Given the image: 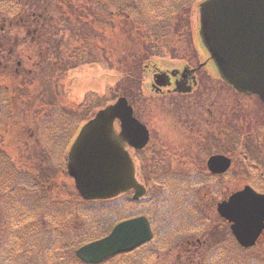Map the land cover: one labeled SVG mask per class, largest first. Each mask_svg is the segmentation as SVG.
Returning a JSON list of instances; mask_svg holds the SVG:
<instances>
[{"label": "rangeland", "instance_id": "374dc122", "mask_svg": "<svg viewBox=\"0 0 264 264\" xmlns=\"http://www.w3.org/2000/svg\"><path fill=\"white\" fill-rule=\"evenodd\" d=\"M57 1L70 2L68 4L73 8V10H75L76 12L87 13V21L90 20L84 27L85 29H83L82 27L83 30L81 29V31L79 32H75V30H72L70 33H68L69 30H67L65 34V36L71 35L70 40L72 42H76L75 44L77 45V47L75 48L73 46V51L69 53V56L62 55V61L64 64H67V60H69L71 55L75 53L79 57L78 59L76 57L73 60L80 61V64L76 65L77 61H75L73 64H71L72 67L69 66L67 69H62L63 78L61 79L59 92L57 94L59 99L62 101V105L58 109H55L57 106L52 107V111L54 112V114L49 113L48 111L47 114H49H46L45 117L43 114L45 113V109H41V114L35 113L34 110L36 107L42 104L41 102H47V94L45 93L48 89L43 90L45 94L43 95V91L39 90L40 88L35 86L36 84H38L37 80L33 82L34 85L32 83L23 82L31 86L29 89V91L31 92H28V96H30L31 94L33 95L28 98V102L32 107H19V110L21 111L19 114H22L21 119L23 120L26 118V121H24L26 125H24L25 127L23 126V135H20L18 139H15V141H13L12 139L8 146L4 144V148L9 151V155H13L14 159H16L18 163L23 162V158L29 155L30 148L32 149L33 145L39 140H36L37 138H39V134L41 132L40 129H37L38 126L43 129H54L58 128L56 123L61 122L60 127L64 129L67 127V130L71 131L70 135H72V133L76 132L77 127L84 121V119H86L85 117L91 116V113L97 111L107 103L113 102L119 95L122 94L134 98L132 100H135L136 103L137 117L146 125H149L148 127L151 130V139L147 146L142 150L149 158L152 171L159 172V174L165 175L168 178H175L177 176L176 172L180 170L179 166L183 164V161H185L188 157L194 156H196V158L198 159V152L192 149L191 146H187V141L183 134L186 129L184 127H178L170 122L171 115L174 114L172 111H177L175 108L164 106V101L159 96L148 95L141 98V94L142 92H145L146 86L149 85L150 80V72L146 71L145 75H143V70L145 69V64L150 63L151 61H155L154 63L157 65H161L159 61H167L172 65L182 63H189L193 65L205 59V51L204 53L200 51L197 46L198 40L195 37V31L198 27V12L196 8V3L198 2V0L191 4L189 8L185 10V13L188 15V17H186L182 21V23L184 24L183 26L181 24V15H178L177 17L179 23H175V21H172L173 18L171 15V17L169 18L171 20L164 23L165 27L163 29H159V33H162L161 38L156 39L155 41L152 40L154 42L149 40L150 47L145 46L136 34H131L129 30H127L129 24L124 20V18L119 21L118 27L116 28L115 32L104 34L102 37L96 39L98 35L101 36L100 32L103 29L104 31H108L111 29L109 25H106L108 24L107 22L109 17H104V13L101 11V8L100 10H98L101 1L105 2L104 5L106 8L116 11V5L119 6L122 0H114V3L112 0ZM133 3V9H128V11L132 18L130 19L132 21H135V13H137L138 11L141 12L142 9L136 8L138 5L137 0H133ZM52 12L56 16L64 17V15H67L66 13L60 14L58 12H55L54 10ZM90 14L93 15L90 16ZM153 15L154 14L147 15L146 12L144 16L146 17V20H151L150 17H153ZM116 17L119 18L120 16L118 17V15H116ZM10 20L11 17L7 13L3 14L0 10V26L4 23V27H7ZM82 20L83 19L81 16L76 19V21H79L80 23H82ZM154 23H156V21H154ZM169 23L170 25L168 26L167 24ZM100 27L102 28V30L98 33L97 31ZM140 29L146 30V25L142 23ZM14 32L16 34H14ZM24 32L25 31H23V29L19 27L12 29V40L14 36H18L19 38H21L24 35ZM84 37L86 44L80 47V43L84 42L82 41V38ZM95 39L97 43L104 45V47L98 49L99 46H93ZM96 52L97 54H101L99 56L97 55V57L95 58H92L91 56ZM87 58H91L94 62H84V60H86ZM18 60L25 61L24 66L27 67V69L37 71V56L34 55L33 60H28L24 57L23 54L22 56L13 55L12 61L7 63V65L3 63L2 74L4 76H7L8 70L13 71ZM82 60L84 63H82ZM42 64L43 63L39 64L40 67H38V70L39 68L41 69ZM13 77L14 76L11 75L5 78L1 77L0 83L4 82L6 84L8 83L7 85H11L14 81ZM131 79H142L141 85L140 82L133 83ZM228 92V87H226L225 84H223V82L218 77H216L215 86L210 89L208 94L212 95V99L207 94L205 97H199L201 98V100L207 101L211 105L213 111L217 113V115H224L228 111V108L232 106V115H234V117H239L243 111H247L248 117L251 119H256L260 116V113L256 114V112L259 111L258 106H260L261 104L255 100V96L238 95L235 92H232L233 96L230 100L229 98H227ZM195 95H197V93H195ZM175 100L179 101V99L177 98ZM229 102H231L232 104H230ZM178 105L192 106L193 104L183 103ZM42 108H44V106H42ZM73 109L76 110L73 112ZM79 110L84 111V114L81 117L77 115L79 113ZM200 112H203V110ZM261 114H263L264 116V113ZM8 129L10 131L15 129V127L11 125ZM219 131V127H217V132ZM236 131L233 127L232 139H234V132ZM222 133L224 135V139L225 136L229 138L226 132L222 131ZM237 133L239 132L237 131ZM262 136L259 137L257 135L256 138L254 136V142L255 140H258V143L259 141L261 143H264V135ZM8 138L9 137L6 135L4 143L8 141ZM68 139L69 138H67L66 140ZM224 139L222 142H224ZM238 139L239 138L236 137V140ZM44 140L47 144H49V140H47L46 138ZM231 142L233 143L234 140H232ZM65 148L66 141H64L62 145L57 146L58 151L56 156H58V158L61 159L63 157ZM130 152L134 156L135 163L138 166L140 162L138 158L136 160L135 152ZM233 152H236V150H233ZM23 154H25L24 157ZM139 155L140 153H136V156ZM164 155L167 158L163 157ZM168 160L172 162H168ZM24 161H26L25 158ZM18 169L23 168L18 167ZM235 170L236 169L234 165V173L232 175L234 176L233 182L226 183L229 184V186L231 184L230 189L232 190L229 189V191H235L242 187V180L239 177L240 174L235 173ZM252 174L255 173H250L251 176ZM249 180L257 183V179L255 178L251 177ZM64 181H67V178H62L59 182L63 184ZM68 183H70L69 187L72 186L71 193L72 197L74 198L76 194L73 189V184H71L70 181ZM40 186L41 183L38 184V186H29V188L32 187V190L31 188L30 190L33 193V203L27 204L28 200H26L25 202L21 201L24 208H38L41 209L42 213L43 209L49 208H44L47 203L49 205L50 203H53V200L51 199L52 195L44 192L48 184H43L42 189L39 188ZM40 190L44 193H41L39 196H37L36 192ZM123 199L124 197L121 198V200ZM3 202H5L7 207L11 209L15 207L17 200L15 198H12V196L7 195L4 196L3 199L0 197V207ZM29 203H31V201H29ZM120 203H122V201H115V203H112V205L114 207L116 205L118 206V208H121ZM126 206L131 207L129 204H127ZM7 207L4 209L3 215L0 212V240H2L4 238V235H7L9 230L11 231V229L15 225V220H12V217L7 211ZM123 207L120 210L116 209L113 214H110L107 217H103L102 219L98 220V222L93 225V228L101 227L106 219L107 223L112 222L123 216V213L129 212L127 208ZM54 208H57L60 211L59 213L63 214V216L58 217V219H64L63 223L72 224L78 223L79 221L78 226L79 224L81 226L86 222H90L92 220V214L98 211L97 209H99V206L97 204L90 203H83L78 206H73L72 202H70L67 197L61 196L59 200L55 201ZM86 208L88 209L87 215L81 214L80 210ZM122 209L124 210V212H121ZM45 218L46 217L42 216L41 223L44 222ZM47 224L49 225L51 224V222H47ZM193 234L194 230H188L184 233V235L188 237L192 236ZM154 245L155 243L153 244V246ZM226 249L228 253H230L232 259L239 256L238 251L234 250L233 246L227 244ZM179 254L180 249L174 247L169 250L168 254H160L157 259H152L148 262V264H179L176 260V256H178ZM240 260L243 262H241ZM230 261V264H251L250 260L247 259H234ZM259 263L260 262H255V264ZM133 264L139 263L136 261L133 262Z\"/></svg>", "mask_w": 264, "mask_h": 264}, {"label": "flooded vegetation", "instance_id": "af4514ba", "mask_svg": "<svg viewBox=\"0 0 264 264\" xmlns=\"http://www.w3.org/2000/svg\"><path fill=\"white\" fill-rule=\"evenodd\" d=\"M20 2L18 1L21 4L19 6L20 10H16L13 15L7 13L11 17L8 26L4 27V23L0 26V56L2 58H0V63L7 65L12 61L13 55L22 56L24 54V57H28V60H33L34 55H36L38 58L36 62L37 71L27 69L23 60L16 62L13 71L17 72L21 69L22 76H27L29 73L36 79H39V76L43 79L47 75L50 76L51 91L54 93L59 86L57 84L58 79L61 77L59 68L65 66L62 55L69 56V53L73 51V46L77 47L76 42L70 40L71 35L65 36L66 31L69 30L68 33H70L75 29V32H79V24L74 21L75 15L69 14V11L64 17L53 14V10L61 14L57 6L60 2L57 0H20ZM68 3L70 2H65V7L71 9ZM100 4L103 5L104 1H101ZM13 27L23 29L25 31L24 35L21 38L14 36L12 40L11 30L15 29ZM14 34L16 33L14 32ZM69 60H72V55ZM40 63L43 64L41 69L38 70ZM146 67H148L146 71L150 72V80L145 92H142L141 98L148 95L159 96L164 101V106L175 108L177 111H172L174 114L171 115L170 122L186 129L183 134L187 146H191L192 149L198 152L197 157L202 156L201 160H198L196 156L188 157L179 166L182 174L180 178L183 183L181 201L185 208L180 211L179 216L186 222L188 227L196 224L198 229L195 238L186 239L185 242L182 241V244L188 243L189 245L183 249V256L178 257L179 262L180 264H191L192 262L194 264L227 263L232 258L226 249V245H231L234 239L229 229V223L219 216L217 206L227 200L233 192L229 191L231 184L229 186L226 183L233 182L234 165L236 172L241 173L239 177L245 182L248 181L247 176L250 167L261 168L259 181L264 186V164L259 161H251L249 154L245 153L246 149L254 148V146H248L246 142L242 144L241 148L244 150L245 163L243 164L240 159L237 163L234 161L233 143L231 142L233 140V127L235 131L239 132L242 141H244L245 137L253 134L250 132L252 126H256L257 130L262 129L260 121L257 118H249L247 111H243L239 117L237 115V117H234L232 106L228 108L224 115H217L207 101L201 100L200 97L208 95L210 89L215 86V79L218 76L208 57L201 64L182 63L161 66L146 65ZM41 81V79L37 80L38 84L35 85L40 88L39 90L42 88ZM154 81L156 85H154ZM23 85L27 84L23 83ZM226 87L229 91L227 98L231 100L232 88L230 86ZM208 96L212 99V95ZM55 97L58 99V96ZM176 98L179 101H176ZM132 103L134 112H137L133 100ZM183 103L193 105H178ZM202 110L203 112H200ZM262 124L264 125V120ZM217 127H219V132H217ZM148 129L151 139L152 133L149 127ZM222 131L226 132L229 138L225 136L224 139ZM223 139L224 142H222ZM218 154L225 155L230 159L227 167L222 168L216 164L209 167L208 158ZM168 162L172 161L168 160ZM250 163L252 164L250 165ZM141 175V171H138L137 177L141 178ZM189 180L198 184L196 190L186 184L190 182ZM188 189L195 191L194 196L191 197L192 200H184ZM250 245L253 246L242 249L237 245L240 249L239 256L234 257L232 260L243 259V254H245L256 260L264 261V221L260 233L256 235ZM38 255L39 251L35 247L30 251V255L29 249H23L22 264H37Z\"/></svg>", "mask_w": 264, "mask_h": 264}, {"label": "water", "instance_id": "95a60500", "mask_svg": "<svg viewBox=\"0 0 264 264\" xmlns=\"http://www.w3.org/2000/svg\"><path fill=\"white\" fill-rule=\"evenodd\" d=\"M199 8L198 35L220 77L235 90L255 93L264 103V0H203ZM120 121L118 134L114 121ZM148 132L132 116L124 97L99 110L83 125L68 154L67 168L84 199H106L130 189L143 193L136 183L125 144L142 147ZM213 164L227 167L229 159L216 155ZM221 216L232 222L231 230L243 245L252 244L262 228L264 195L246 186L218 204ZM250 237V241L245 242ZM152 238L144 217L119 222L107 236L76 250L86 263H98L127 252Z\"/></svg>", "mask_w": 264, "mask_h": 264}, {"label": "trees", "instance_id": "16d2710c", "mask_svg": "<svg viewBox=\"0 0 264 264\" xmlns=\"http://www.w3.org/2000/svg\"><path fill=\"white\" fill-rule=\"evenodd\" d=\"M18 1L20 0H0V10L1 12L8 13L9 15H13L16 10H20L19 7L21 4L24 5V3L19 4ZM30 1V0H29ZM114 3V0H112ZM197 0H137L138 5L136 8H141V12L135 13L134 16L135 21H132L131 15L128 11V9H133V0H122L121 4L118 6L116 5L117 13L120 14L118 16H124L121 19L124 18V20L129 24V27L127 30L129 32L133 31V34H136L142 41V43L145 46L150 47V41L149 40H156L161 38L162 33H159V29H163L164 23L166 21H169V19L172 15V21H175V23H179L178 15H181V24L184 25L182 21L188 17V15L185 13V10L189 8L191 4L196 2ZM58 9L61 13L72 14V10L65 7V2H60V4L57 5ZM109 9L103 7V12L106 13V17L111 15V12H109ZM75 12V11H74ZM147 12V15L154 14L153 17H150L151 20H146L145 13ZM77 12L75 14L74 19L76 20L81 14ZM71 16V15H70ZM131 18V19H130ZM153 20V21H152ZM156 21V23H154ZM171 21V22H172ZM170 22V23H171ZM146 25V30H141V24ZM167 24L168 26L170 25ZM98 31L100 29L98 28ZM110 31V30H109ZM112 31H110L111 33ZM147 37V39H146ZM152 41V42H154ZM96 42V39H95ZM84 44H86V41L84 39ZM28 59V57H26ZM75 59V57L72 55V60ZM77 61L73 60L72 64ZM78 63V61H77ZM2 63H0V78L2 77H9L14 76L13 83L11 85H7L6 83H0V197L4 195H10L15 196L18 193L19 194H25L28 191L32 192L29 188L30 185L32 186H38V184L41 183V186L39 188H42L43 184L48 181V177H51L52 171L55 167V163L53 162V157L51 159V152L49 150H46L43 147L44 144L40 145L39 141H37L33 148H30V153L27 157H24L27 159V161H23L18 163L16 159H14L13 155H9V151L4 148V146H8L10 141H15V139L21 135H23V126L26 125L24 121L25 119H21V115L19 114L21 111L19 110V107H32L30 103L28 102V98L30 96L29 91L30 85H23V82L32 83L35 80H42V82H47L50 79V76H46L45 79H43L41 76H39V79L34 78L31 74L28 73L27 76H22L21 69H19L17 72L8 70L7 76L2 74ZM61 71V70H59ZM20 72V73H19ZM21 75V76H20ZM22 83V84H20ZM34 85V84H33ZM29 92V93H28ZM48 95H50L49 99L46 103L40 104L38 107L35 108L34 112L37 114H41V109H45L46 111L48 109H51L56 103H55V95L51 91H47ZM55 103V104H54ZM44 106V108H42ZM27 111V110H26ZM27 113V112H26ZM44 117L46 113H43ZM13 125L15 129L9 131V127ZM25 127V126H24ZM39 127L37 129L39 130ZM7 129V130H6ZM41 130V129H40ZM47 129H42V131H46ZM62 134H60V138H64L65 140L67 138H70L71 135L67 134V129L62 128ZM6 131V132H5ZM6 135L9 137L8 141H5ZM44 138L51 137L48 136L46 133L44 135ZM38 140V138L36 139ZM52 143L53 140H52ZM5 144V145H4ZM3 145V146H2ZM24 156V154H23ZM31 161H35L31 162ZM23 168V169H18ZM31 168V169H30ZM25 169V170H24ZM35 169L37 171H35ZM37 173V174H36ZM51 175V176H50ZM190 181V180H189ZM194 181H190L188 183V186H194L198 187L197 183H192ZM20 188L19 192H16L17 189ZM188 189L186 191V194L184 196V200H192L191 197L188 196L189 193ZM46 191V190H45ZM44 191V192H45ZM43 192V191H42ZM152 195L146 199V201H151V207L148 208V206L145 205V200L142 202H134L132 200H129L130 203L136 204L134 208L140 209V212H143L145 214L151 215L153 218V227L155 230V237L153 242L150 245H155L152 248H149L146 245L138 250H136L133 253H129L126 255H120V259H123L124 263H128L131 261H137V258L140 260H150L155 257H157L158 254L161 253V250H164V247L171 248L176 246L179 241L183 239L185 236V229L181 228L179 225L174 226L175 221L168 223L169 220H172L174 218V208L169 207L167 205V199L170 198L171 200H176L178 196L174 194L173 191H169L165 193V191L160 188L158 192H154L153 189H151ZM2 194V195H1ZM23 201L25 202L28 200L27 204H32V199L27 197ZM16 198H19V195L16 196ZM24 198V197H23ZM78 198V197H77ZM31 201V203H29ZM114 201V200H113ZM113 201H104V202H94L95 204L99 205V209H97L100 213H111L113 209L115 208L111 203ZM74 206L81 205L79 204L78 200L76 198H73ZM84 203V202H83ZM91 203V202H89ZM123 203H126L123 202ZM20 206H23L22 202L19 201ZM50 205L47 203V205L44 206V208H48ZM184 208L183 202L180 201V211H182ZM185 209V208H184ZM88 211V209H85ZM43 213V212H42ZM132 213L125 215L123 213V216L119 219H116L115 221L108 222L105 225H102L101 227H98L95 230H81V228L77 227V223H75L72 226V231L69 232L71 235L70 239H67L63 241V243L57 245V248L60 251H64L68 246H76L81 243H84L85 241L101 237L105 235L109 229L113 226L114 223H116L118 220H121L125 217L131 216ZM55 216L58 218L60 217L59 214H55L54 216L45 214L44 217L46 218H55ZM95 224V221L92 219L88 226L91 227ZM197 228V227H196ZM55 234H59L58 231H55ZM44 241L45 239L42 238V245H41V252L43 254L44 252ZM71 242V245L68 243ZM52 249L48 247L45 250V254L48 255ZM72 264H82L79 262L76 258H72L71 260ZM109 262H113V259H111Z\"/></svg>", "mask_w": 264, "mask_h": 264}]
</instances>
